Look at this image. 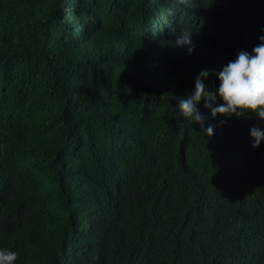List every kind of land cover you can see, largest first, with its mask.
Listing matches in <instances>:
<instances>
[{
  "label": "trees",
  "instance_id": "trees-1",
  "mask_svg": "<svg viewBox=\"0 0 264 264\" xmlns=\"http://www.w3.org/2000/svg\"><path fill=\"white\" fill-rule=\"evenodd\" d=\"M261 35L264 0H0V248L16 264H264V120L178 107Z\"/></svg>",
  "mask_w": 264,
  "mask_h": 264
},
{
  "label": "clouds",
  "instance_id": "clouds-1",
  "mask_svg": "<svg viewBox=\"0 0 264 264\" xmlns=\"http://www.w3.org/2000/svg\"><path fill=\"white\" fill-rule=\"evenodd\" d=\"M192 34L191 31L182 30L175 43L178 46L189 45L188 51L191 53L194 51V47L191 46ZM259 40L261 43L254 46L251 52L240 50L235 60H230L221 68L217 73L219 84L215 93L206 91L203 83L202 78H206L209 72L205 70L199 74L194 91L187 98L181 99L178 105L186 119L204 123L205 117L197 107L203 100L204 106L210 109L213 118L218 114L231 117L251 113L264 120V35H261ZM217 98L223 103L214 106L213 102ZM205 131L208 136L214 135V126L209 125ZM250 135L254 148L259 147L264 141V130L260 127H252ZM17 259V252L0 248V264H16Z\"/></svg>",
  "mask_w": 264,
  "mask_h": 264
}]
</instances>
